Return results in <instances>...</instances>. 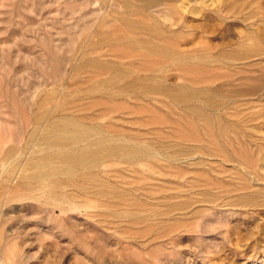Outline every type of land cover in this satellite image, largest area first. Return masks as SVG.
I'll return each instance as SVG.
<instances>
[{
	"label": "rangeland",
	"instance_id": "obj_1",
	"mask_svg": "<svg viewBox=\"0 0 264 264\" xmlns=\"http://www.w3.org/2000/svg\"><path fill=\"white\" fill-rule=\"evenodd\" d=\"M125 1L0 0V264H264V0ZM113 35L171 46L192 55V67L161 63ZM84 57L118 64L133 79L165 66L164 84L209 89L223 107L193 106L208 111L224 139L183 141L184 107L164 96L107 99L97 82L112 72L76 71ZM36 101L168 145L180 161L106 163L111 194L66 189L76 209L62 212L45 185L16 188L19 163L45 152L29 138ZM98 101L123 107L102 117ZM189 121L205 136L204 120Z\"/></svg>",
	"mask_w": 264,
	"mask_h": 264
},
{
	"label": "bare ground",
	"instance_id": "obj_2",
	"mask_svg": "<svg viewBox=\"0 0 264 264\" xmlns=\"http://www.w3.org/2000/svg\"><path fill=\"white\" fill-rule=\"evenodd\" d=\"M125 2L128 5L129 1L126 0ZM150 2L151 1L146 0V3ZM145 10L147 9L145 8ZM124 21L127 22L125 18ZM153 30L150 31L153 32ZM155 33L158 35L156 31ZM113 36L114 37L111 39L123 42L133 51H145L144 53L147 56L159 57L161 63H165V61L170 59L172 64L177 63L180 66V69L182 68L185 70L192 67L190 66V61L193 59L192 55L177 52L171 46L154 43L150 40L140 41L128 35ZM202 60L204 61L205 58H202ZM206 61L207 60H205V62ZM86 67H93L99 71L110 70L112 72L111 77L97 82L98 87L106 88L105 90L109 89L105 93L107 99H123L129 97L130 93H137L142 96V99L143 97L147 98L150 95L164 96L176 106H183V115L180 118L186 120L188 127L190 128L189 132H183L181 134L180 138L183 141H193L201 144L211 143L216 146L218 144L217 142H221L224 139L225 131L222 130L221 126L217 127L215 119L211 117L208 111L205 108L203 109L193 106V101L201 100L206 106L208 105L209 107L218 109L219 107H223V101L216 100L209 89L198 90L188 86L177 87L166 85V83L164 84L165 78L163 73L165 66L154 68L156 69L155 72H153L154 74L147 75L145 73L147 76L144 79H141L139 76H135V79H133V72L122 68L118 64L103 62L97 58L89 59L84 57L83 64L74 69L77 71ZM127 79H131V82L127 83ZM74 85H76L75 81ZM93 86L94 85H92V87ZM97 86L96 88L98 89ZM96 88L94 89L96 90ZM74 91H76V89ZM83 96H86V93ZM123 104L125 105V102ZM93 106L104 107L100 114L102 117L112 114L123 107L122 104H116L112 101H98L95 102ZM35 107L38 110L32 119V132L29 135V138L32 139V145H38L35 148L42 147L45 152L41 157L38 159L36 158V161L23 164L24 161L22 160V162L19 163V167L23 165L25 169L22 170L21 181L16 185V188L20 190V188H29L34 186V184H37V187L45 185L48 192L47 200L52 201L55 204H60V207L66 206L69 210L76 209V205L72 202V196L68 192L69 190H66L69 188H72L78 193L80 192L84 195H93L96 197H105L108 196V194H111V187L105 182V180L107 181L108 179H104L108 172L102 168L106 163L117 162L119 164H128L132 166H143L144 164L154 166L161 160H166L171 163L177 162L173 160V154L166 151L167 148H164V146L168 147V145L163 144L164 146H162V148L161 146L159 147L155 145L156 147H159L156 148L152 142H147L143 140L142 137L110 132L103 125L94 122L88 124L83 121L82 117H75L69 112H64L59 105L48 110L44 101H36ZM189 117H197L206 122L205 136L200 133L201 131L195 124L189 121ZM32 145L30 146L32 147ZM13 155H15V150L12 148L7 152V160L12 158ZM31 159L34 158L31 157ZM15 165L17 166L18 164ZM37 187L34 190H37ZM128 191L129 190H127V192ZM111 203L112 202H110V204ZM64 209L66 208H60L62 212ZM102 214L105 215L104 213Z\"/></svg>",
	"mask_w": 264,
	"mask_h": 264
}]
</instances>
